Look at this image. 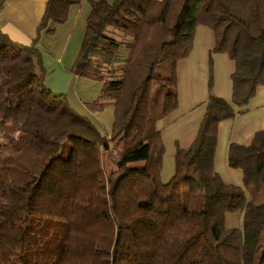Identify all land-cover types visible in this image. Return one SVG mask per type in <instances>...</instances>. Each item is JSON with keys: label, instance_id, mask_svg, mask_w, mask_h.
<instances>
[{"label": "trees", "instance_id": "16d2710c", "mask_svg": "<svg viewBox=\"0 0 264 264\" xmlns=\"http://www.w3.org/2000/svg\"><path fill=\"white\" fill-rule=\"evenodd\" d=\"M77 3L49 0L28 46L0 33V264H264V131L229 145L242 187L214 168L220 123L264 86V0L93 2L71 72L102 81L88 107L113 106L108 137L44 85L39 36ZM198 25L214 35L211 53L232 62L231 101L209 96L163 183L156 124L178 107L176 65ZM121 46L126 60L108 77ZM120 140L121 158L106 173L102 151ZM184 194H201V209L184 208ZM229 213L242 215L241 228L225 226Z\"/></svg>", "mask_w": 264, "mask_h": 264}, {"label": "crops", "instance_id": "0c3cea01", "mask_svg": "<svg viewBox=\"0 0 264 264\" xmlns=\"http://www.w3.org/2000/svg\"><path fill=\"white\" fill-rule=\"evenodd\" d=\"M97 1L109 4L114 2V0H78L77 4L69 8L68 17L64 23H49L47 29L41 32L37 49L48 73L44 85L49 92L56 97L64 95L75 113L87 119L102 136L108 137L111 134L114 120L113 106L106 103L98 111H92L88 107L89 104L98 101L102 81L78 77L71 72L82 45L91 4ZM48 2L49 0H0V33L7 35L12 42L18 45H30L37 40L38 27ZM210 32L209 34H213ZM205 34L208 37L207 31ZM212 36L209 35L207 45L210 44ZM115 37L118 39L123 37V43L127 41V38L119 32L115 33ZM127 53L125 47L121 46L115 60L105 65L108 77L120 72L119 67L125 62ZM221 56L226 57L225 54ZM194 59L195 55L192 51L189 57L176 65V73L183 74L182 77L188 79L184 81L183 87L185 88L182 96L178 89V109L171 116L162 119L165 121L164 128L159 130L162 137L165 129H173L176 126L174 128L177 131L182 130L181 136L175 139V150L176 146L188 147L194 139L210 95L220 97L225 101L231 96V94L228 96L226 92H221L220 89L215 90L214 88L213 91H209L205 84L206 80L202 79L200 82L192 80L195 71L199 69ZM202 69L204 68L201 67ZM232 69L231 62L230 73ZM177 79L179 81L178 74ZM236 111L233 119L223 121L219 125L214 168L223 181L242 187L241 171L228 167V149L232 143L248 145L256 132L264 131V86L257 89L255 96L245 108L236 109ZM185 119H189L188 122Z\"/></svg>", "mask_w": 264, "mask_h": 264}, {"label": "rangeland", "instance_id": "374dc122", "mask_svg": "<svg viewBox=\"0 0 264 264\" xmlns=\"http://www.w3.org/2000/svg\"><path fill=\"white\" fill-rule=\"evenodd\" d=\"M206 31L209 35V30L203 25H198L195 29L194 40H193V53L195 55V64L199 66L194 73V79L197 81H205V84L209 91H213L220 89L221 92H226L228 96L231 94V80H230V67L231 62L228 57L221 56L223 54H214L211 53V50L214 46V35L211 38V42L207 45L208 37L206 36ZM211 33V32H210ZM192 53V52H191ZM189 57V56H188ZM225 57V58H224ZM225 59V60H224ZM201 67L204 69L201 70ZM201 71V72H200ZM178 74L179 81L177 82V91L182 96V91L185 87L184 81L187 80V77H182L183 74ZM178 80V79H177ZM211 84V87H210ZM93 89V88H92ZM99 92V89H98ZM179 92H178V103H179ZM227 101H231V96ZM179 105V104H178ZM178 109V108H177ZM189 119H185L188 122ZM165 121L160 120L157 122L156 127L158 130H162L164 128ZM171 127V126H170ZM176 127V126H174ZM168 128L163 131V143L165 147L163 163H162V171H161V180L163 183L169 182V180L173 177L175 172L174 167V154H175V139L180 137L182 134V130L177 131L175 128ZM123 141H117L116 143H112L109 146V149L106 151H102V162L103 167L106 173H109L113 169H115L116 162L119 161L123 152ZM220 150V147H219ZM183 205L189 211H199L202 207V195L201 194H184L183 196ZM225 226L227 228H241L242 227V217L238 213H229L225 218Z\"/></svg>", "mask_w": 264, "mask_h": 264}]
</instances>
